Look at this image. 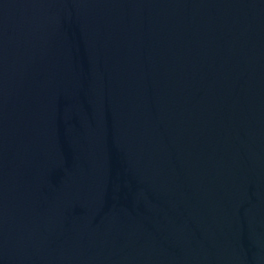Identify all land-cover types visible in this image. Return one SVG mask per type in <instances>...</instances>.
<instances>
[{"label": "water", "instance_id": "obj_1", "mask_svg": "<svg viewBox=\"0 0 264 264\" xmlns=\"http://www.w3.org/2000/svg\"><path fill=\"white\" fill-rule=\"evenodd\" d=\"M0 264H264V0H0Z\"/></svg>", "mask_w": 264, "mask_h": 264}]
</instances>
